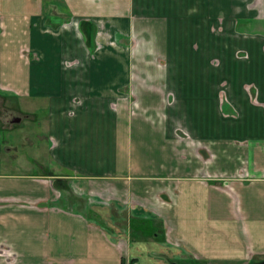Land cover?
Here are the masks:
<instances>
[{"label":"crops","instance_id":"obj_1","mask_svg":"<svg viewBox=\"0 0 264 264\" xmlns=\"http://www.w3.org/2000/svg\"><path fill=\"white\" fill-rule=\"evenodd\" d=\"M0 109V264H264V0H0Z\"/></svg>","mask_w":264,"mask_h":264},{"label":"rangeland","instance_id":"obj_2","mask_svg":"<svg viewBox=\"0 0 264 264\" xmlns=\"http://www.w3.org/2000/svg\"><path fill=\"white\" fill-rule=\"evenodd\" d=\"M213 31L216 32L217 30L213 29ZM238 54H240L241 56L244 55L243 52H239ZM211 58H212L211 65L213 67H219L220 65H219L218 56H213ZM0 110H3V109H0ZM13 114L14 113H12V111H10V110L0 111V115H2L4 117V120H7V117H11ZM39 115L41 116V115H43V113H40ZM28 125H31L30 122L28 121V119L24 118L20 123H13L11 128L6 129L4 131V135L7 136V134H12L15 137H17V140L21 141V140L24 139V137L27 134H30L31 133V132L28 131ZM31 127L33 128V125H31ZM41 130H42V128H41ZM32 135H33V133H32ZM36 144H39L40 145L42 143H39V141L36 140ZM17 146H18V149L20 150V153H22L23 155H25V157L31 156L28 147L24 148V146H22L21 142H19L17 144ZM41 153L44 154L43 152H41ZM191 264H195V263L194 262H191Z\"/></svg>","mask_w":264,"mask_h":264},{"label":"water","instance_id":"obj_3","mask_svg":"<svg viewBox=\"0 0 264 264\" xmlns=\"http://www.w3.org/2000/svg\"><path fill=\"white\" fill-rule=\"evenodd\" d=\"M19 120H20L19 117H16V118L13 119L14 122H18Z\"/></svg>","mask_w":264,"mask_h":264}]
</instances>
